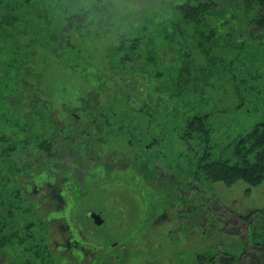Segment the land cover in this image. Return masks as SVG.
Here are the masks:
<instances>
[{
  "label": "rangeland",
  "instance_id": "obj_1",
  "mask_svg": "<svg viewBox=\"0 0 264 264\" xmlns=\"http://www.w3.org/2000/svg\"><path fill=\"white\" fill-rule=\"evenodd\" d=\"M183 1L0 0V70L7 71L0 73V212L14 206L15 212L4 218V232L21 228L26 235L22 242L15 237L6 240L0 253L5 254L1 258L4 264L9 255L13 264L29 263L27 255L32 250L17 251L16 242L19 246L29 242L28 248L40 254L30 264H75L67 256L56 259L49 246L55 238L54 229L37 222L46 214L48 205L40 195L16 190L22 179L19 174H8L7 165L16 164V158L27 161L28 151L36 147L48 151L50 145L30 121H24L29 111L28 97L35 88L40 98L50 102L60 125L70 114L64 106L81 116L82 121L74 119V123L81 124L89 138L94 137L95 157L100 148L106 163L118 160L128 164L133 156L141 155L140 160L148 165L188 173L187 180L203 184L209 194L218 193L234 209L264 207V181L248 190L242 180L226 184L197 171L195 164L205 152L212 159H230L231 148L222 151L220 144L209 142L203 130H188L194 115L208 113L213 123L193 121L192 125L198 122L202 128L210 126V133L230 145L264 118V36L259 38L260 29L253 25L250 33L242 30L247 16L242 22L234 18L244 8L242 0H216L207 18L199 23L184 20L177 8ZM82 12H86L82 19L69 17ZM55 22L63 24L57 33ZM119 35L125 38L120 51L116 50ZM124 78L133 84L134 91L122 84ZM120 81L125 95L116 88ZM14 93L23 99L21 105L14 103ZM85 95L97 99L99 111L105 100L122 99L111 106V111H105L110 120L113 121L112 114L122 120L121 124L110 123L116 137L108 148L98 142V129L87 124L81 108L90 107L82 102ZM11 109H16L13 119L18 121L19 131L12 128L16 123L9 115ZM102 126L101 136L107 130L105 124ZM129 132L134 136L128 142L125 134ZM60 145L67 149L73 143L65 139ZM102 207L109 214L108 203ZM162 227H149L137 239L124 240L130 255L125 264H145L149 260L164 264L168 232ZM34 228L39 231L38 240L31 236ZM193 253L194 248L184 264L195 263ZM177 261L171 259L170 264Z\"/></svg>",
  "mask_w": 264,
  "mask_h": 264
},
{
  "label": "flooded vegetation",
  "instance_id": "obj_2",
  "mask_svg": "<svg viewBox=\"0 0 264 264\" xmlns=\"http://www.w3.org/2000/svg\"><path fill=\"white\" fill-rule=\"evenodd\" d=\"M129 82L124 78L122 84L128 91H134ZM120 83L116 82V88L125 95ZM33 93L37 97L31 102L39 100L40 107L32 104L28 112L32 111L40 121L39 133L50 145L48 151L38 147L28 151L27 161L16 158V164L7 165L8 174H19L22 179L16 190L40 195V200L48 205L42 220L35 221L54 229L55 238L49 246L56 259L67 256L75 264H125L130 255L124 240L137 239L149 227L162 224L168 232L163 249L164 264H170L174 258L178 264H184L193 248L196 264H264V207L234 209L218 193L210 191L209 194L203 184L187 180L185 172H169L162 165H148L140 160L141 155L133 156L128 164L118 160L106 163L100 148L96 149L99 154L95 157L94 137L89 138L82 125L74 123V119L82 121L79 114L64 106L70 114L60 125L50 102L40 98L36 88ZM120 100H105L99 105V111L93 96L85 95L82 99L91 109L89 112L86 106L81 107L87 124L98 129L95 133L99 134L98 142L104 148L116 137L114 126L110 125L122 122L117 114H112L113 121L110 120L105 111H111V106ZM103 124L107 130L101 136ZM125 136L129 142L134 133ZM65 139L72 141L74 147L64 149L60 143ZM22 149L21 152L25 150ZM81 152L85 155L81 156ZM109 154L116 158L113 153ZM106 203L110 206L107 215L102 207ZM12 209L14 213L16 208ZM4 211L11 209L4 208ZM253 225L259 230L261 244L251 230ZM31 233L34 239H40L37 228ZM2 257L5 254H0V264L5 262ZM151 261L145 264L158 263ZM6 262L13 264V259L10 257Z\"/></svg>",
  "mask_w": 264,
  "mask_h": 264
},
{
  "label": "trees",
  "instance_id": "obj_3",
  "mask_svg": "<svg viewBox=\"0 0 264 264\" xmlns=\"http://www.w3.org/2000/svg\"><path fill=\"white\" fill-rule=\"evenodd\" d=\"M216 3H217L216 0H195L194 3H191V1L189 0H185L181 3H178L177 8L183 14L184 20L186 22L191 21L194 23H199L207 18L209 14V10L214 8ZM241 3L245 4L243 5L244 8L242 9L241 13H236L234 18H237L240 22H242L244 16H247V21L242 23V25L244 26L243 29H242V25L240 24L235 23V26L248 33L252 32V30H250L252 25L253 27L256 26L257 28L260 29L257 35H259V38L263 37L264 36V0H242ZM87 10L88 9H85V11ZM96 14H98V11L96 12ZM82 16H86V12L72 14L69 17H72L77 20V19H82ZM62 25L63 24L55 22L56 33L57 30L59 31L62 29L61 28ZM118 38L120 42L116 46V50L120 51L124 48L125 38L120 35L118 36ZM4 72L7 71H4V69L0 70V73H4ZM13 95H15L16 97L15 100L13 99L14 103L16 105L17 104L21 105L23 103V99L20 98L19 95L15 93ZM35 97L37 96L35 95ZM35 97L32 94L30 97H28L29 98L28 106L31 109H32V104H34L36 107H40L39 105H37L39 104L37 103L39 102V100L31 102V99L34 100ZM7 103L8 105H10V102ZM15 110L16 109H11V111H9V115L12 117L11 119L16 117ZM41 112L43 113V111ZM209 117L210 115L208 113H204L203 115L201 114L194 115L192 121H190L188 125L189 132L194 133L203 130L204 134L207 133V138H209V142L212 141L214 145L220 144L219 146L222 151H227V149L230 147L232 156L230 159H221V157L219 156L217 158L212 159L211 157H209L210 155L209 152H205L204 155L200 159H198L197 164H195L197 171L202 170V172L206 177H208V179L214 181L221 180L226 184H232L238 180H242L249 186V187L247 186L248 190H250V186L257 185L258 183L264 181V118L260 122H257L249 131L243 134H239L238 137H235L233 143L231 142V144L229 145V143H223L222 139L216 137L214 133L213 134L210 133V126L208 128L207 125H205V128L203 127L204 129L201 127L202 125L200 123H202V121H204L203 123L205 124L214 122V120H210ZM25 120L30 121L32 123V127L37 131V133H39L37 124H39L40 121L36 117H34L32 111L28 112L24 116V121ZM193 121H200V123L194 122L195 124H197L198 127H195V124L192 125ZM13 122H15V120ZM15 123L16 125L14 124L12 128L14 127V129H18L17 131H19L20 128L17 126L18 121H16ZM1 137L2 136L0 135V139ZM186 175H188V173ZM10 209L11 211L3 210V212H0V248L1 249L3 248L6 240L7 239L10 240L11 237H15L18 240V242H22L26 238L23 229H20L19 231L11 232L9 234H5L4 228L6 225L3 221L5 216H10L13 214L12 207ZM260 210L263 211L262 209ZM254 225H253V229L251 230L255 234L256 239H259L258 243L261 244L262 238L261 236H259L260 233L258 228ZM18 242L15 243V246L17 247V251L21 249L32 250L27 255V258L29 260L28 264H30L31 262L32 263L36 262L40 254L38 255V253L35 252L33 249L28 248L29 242H26V245H22V246H19ZM10 257L12 258L11 255H9V258Z\"/></svg>",
  "mask_w": 264,
  "mask_h": 264
}]
</instances>
